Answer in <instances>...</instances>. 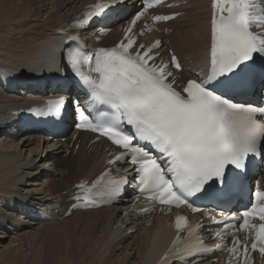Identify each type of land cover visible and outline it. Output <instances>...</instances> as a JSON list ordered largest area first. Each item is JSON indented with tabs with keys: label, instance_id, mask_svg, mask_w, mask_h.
Wrapping results in <instances>:
<instances>
[{
	"label": "snow or ice",
	"instance_id": "obj_1",
	"mask_svg": "<svg viewBox=\"0 0 264 264\" xmlns=\"http://www.w3.org/2000/svg\"><path fill=\"white\" fill-rule=\"evenodd\" d=\"M123 3L124 0H100L86 14L87 22ZM260 3L264 5V0ZM154 6V0L142 2L124 40L111 48L88 54L74 46L78 37H69L64 55L90 98L91 110L99 105L112 110L111 115L100 112L102 119L93 121L89 109L77 100V127L98 133L97 138L106 137L116 146L117 154L107 161L108 165L124 161L130 166L119 177L108 179L106 190L96 192L103 202L111 203L119 197L131 172L135 174V187L150 202L139 211L147 212L151 204L158 202L177 208L184 205L196 212L199 209L192 198L226 199L251 158L264 159V106L232 99L234 93L246 90L257 76L264 80V31H253L254 27L264 29V7H259L255 0H213L207 71L203 76L194 73L195 78L187 79L178 91L176 76L169 71L170 67L181 70L177 56L173 54L169 62L157 64L153 53L160 41L147 48L142 44L136 46L133 29ZM176 15H156L153 20L167 21ZM83 26L78 21L73 27ZM258 60L262 62L259 68ZM63 104V99L49 101L47 112L57 113ZM109 177L110 170H106L91 187L77 185L85 194L75 199L82 198L86 206L92 204L90 193ZM256 196L264 199V193L257 192ZM205 215L213 223H222L207 212ZM241 215L243 222L239 228L253 234L251 248L264 255V206L253 205ZM257 219L258 224L253 222ZM200 227L189 225L185 216L177 215V237L161 264H168L173 255L176 261L183 258L193 264L196 256L213 251L197 235ZM227 229L225 224L216 237L223 236ZM182 232H187V242ZM227 250L237 257L242 250L244 264H248L247 242L234 240L233 247Z\"/></svg>",
	"mask_w": 264,
	"mask_h": 264
},
{
	"label": "bare ground",
	"instance_id": "obj_2",
	"mask_svg": "<svg viewBox=\"0 0 264 264\" xmlns=\"http://www.w3.org/2000/svg\"><path fill=\"white\" fill-rule=\"evenodd\" d=\"M95 1L0 0V264H154L175 235L166 219L156 222L164 227L162 231L153 228L155 217L152 227H146V216L138 211L139 201L134 198L68 212L76 203L77 185L101 170L105 146L100 141L90 143L86 133L77 138L74 134L60 140L50 138L24 127L18 115L43 107L40 100L61 97L71 105L69 95L82 96L73 83L66 95L57 89L69 80L64 75L69 68L65 45L74 35L69 24ZM179 2L166 12L181 14L156 26L155 32L160 38L155 52L169 59L172 50L180 58L182 68L173 72L176 84L207 71L210 41V0ZM138 5L130 0L115 7L113 19L119 23L107 35L99 36L95 26L82 32L89 52L95 45L113 44L123 17ZM44 77L49 78L48 84H57L55 93L49 86L34 91L33 83ZM67 152L69 155L56 159ZM111 166V172L118 175L126 168ZM259 170L254 179L264 187V159ZM202 233L205 242L213 245L211 234ZM10 234L16 236L3 243ZM25 244L28 251L19 248ZM193 264H224V260L201 258Z\"/></svg>",
	"mask_w": 264,
	"mask_h": 264
},
{
	"label": "rangeland",
	"instance_id": "obj_3",
	"mask_svg": "<svg viewBox=\"0 0 264 264\" xmlns=\"http://www.w3.org/2000/svg\"><path fill=\"white\" fill-rule=\"evenodd\" d=\"M18 139H19V138H18ZM24 153H25L24 155H25V157H26V153H27V152H24ZM66 155H69V154H66V153H65V154L59 155V156L56 157V159H60V158H62V157H64V156H66ZM27 231H28V230H27ZM18 233H19V232H18ZM20 233H21V232H20ZM2 234H5V233H2ZM10 235H11V236H8V238H6V239L3 241V243H5V242L8 243L12 236H16V235H14V234H10ZM6 243H5V244H6ZM15 243L17 244V243H19V241H18V242L15 241ZM5 244H4V245H5ZM0 246L3 247L2 244H1ZM2 247H0V248H2ZM21 247L23 248L22 250H24V249H27V251L29 250V249H28L29 247H28L26 244H25L24 246H21V245H20L19 248H21ZM27 251L25 250V252L29 254L30 252H27Z\"/></svg>",
	"mask_w": 264,
	"mask_h": 264
}]
</instances>
